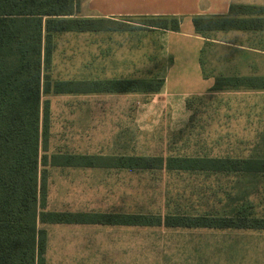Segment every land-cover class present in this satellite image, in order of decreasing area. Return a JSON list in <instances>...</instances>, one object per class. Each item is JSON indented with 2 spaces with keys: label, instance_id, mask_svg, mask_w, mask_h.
Listing matches in <instances>:
<instances>
[{
  "label": "rangeland",
  "instance_id": "374dc122",
  "mask_svg": "<svg viewBox=\"0 0 264 264\" xmlns=\"http://www.w3.org/2000/svg\"><path fill=\"white\" fill-rule=\"evenodd\" d=\"M125 18L134 28L53 33L51 61L44 76L50 83L60 79L165 77L171 59L162 47V32L140 28L135 17ZM211 51L216 63L208 64L202 59L204 76L234 73L218 63L219 48L212 47ZM184 56L170 65V89L190 91L202 83L191 60ZM45 99L50 105L48 154L126 151L155 156H264V89L221 88L192 95H168L164 87L158 92L88 95H60L50 90L41 93V101ZM47 174L46 209L163 214L218 210L223 194L230 191L225 179H233L209 173L52 166H47ZM254 181L252 193L264 205V176ZM237 192L244 193L242 187ZM100 236H104L99 239L100 245L92 248L99 255L57 256L52 249L47 262L225 264L223 257L212 254L219 242L214 232L198 235L182 229L151 227ZM205 243L209 248L204 247Z\"/></svg>",
  "mask_w": 264,
  "mask_h": 264
},
{
  "label": "trees",
  "instance_id": "16d2710c",
  "mask_svg": "<svg viewBox=\"0 0 264 264\" xmlns=\"http://www.w3.org/2000/svg\"><path fill=\"white\" fill-rule=\"evenodd\" d=\"M78 0H0V264H46V233L39 223L97 221L105 224L217 225L205 217L143 213H72L46 210L47 166L128 169L241 170L264 172V156L220 157L47 153L49 102L41 93L156 92L164 77L55 81L50 64L52 34L60 31H122L125 17H78ZM131 18V17H129ZM143 29L177 30L180 16L135 17ZM198 32L264 29V6L230 5L226 14H195ZM264 89V75L217 76L211 89ZM190 155V154H188ZM207 155V154H203ZM248 225L264 229V218Z\"/></svg>",
  "mask_w": 264,
  "mask_h": 264
},
{
  "label": "crops",
  "instance_id": "0c3cea01",
  "mask_svg": "<svg viewBox=\"0 0 264 264\" xmlns=\"http://www.w3.org/2000/svg\"><path fill=\"white\" fill-rule=\"evenodd\" d=\"M230 5H253L264 6V0H79V8L76 13L78 17H137L142 15H167L180 16L181 21L177 30L153 29L161 33L162 47L166 56L171 61L167 67L166 76L162 88L168 95H192L201 94L211 89L215 77L204 76L201 66L202 59L206 63L215 64L212 60V47L219 48V64L227 65L228 72L219 76L226 75H264V29H228V30H208L198 32L194 29L191 17L195 14L222 15L226 14ZM60 32H103V31H60ZM55 33V32H54ZM205 33V34H204ZM53 39V34H52ZM208 48L206 49V45ZM53 45V41H52ZM52 53V51H51ZM180 55L191 60L195 74L199 76L201 84L199 87L190 91H178L170 89L167 86V73L170 65L176 62ZM51 61V57H50ZM117 78V77H115ZM99 79V78H89ZM88 79V80H89ZM83 80V79H60L56 81ZM87 80V79H85ZM54 83V82H53ZM51 83V84H53ZM244 88V87H240ZM161 89V88H160ZM160 89L158 91H160ZM237 89V88H236ZM250 89V88H245ZM52 90V89H50ZM49 90V91H50ZM48 91V92H49ZM156 91V92H158ZM140 92V91H134ZM60 95H88V94H123L129 92H55ZM50 109V105H49ZM71 153V152H60ZM87 154V153H77ZM92 155H144L133 154L126 151H118L107 154ZM161 155V154H160ZM188 155V154H175ZM209 155V154H207ZM236 155V154H224ZM226 157V156H220ZM236 157V156H228ZM54 167V166H52ZM75 170H106V171H171L182 173H202V174H219L221 176H231L233 179H225L229 182V193L223 194L222 204L218 210L213 212L204 211L203 213H186V212H166L150 213L144 211H120V210H75L69 208L50 209L53 211L72 212V213H143V214H179L188 216L205 217V220L213 219L217 225L206 226H165L160 225H131V224H105L97 221H70L60 223H39L38 227L43 228L46 233L45 242V262L46 264H56L47 262V255L52 249L57 256H90L99 255L92 248H97L100 233H114L130 228H151L162 227L164 229H178L194 232L195 234L217 233L219 242L217 249L212 254L223 257L225 264H264V229L254 228L248 225L252 219L264 218V205L258 202L257 194H253L255 188V179L264 176V172L241 171V170H179V169H128V168H102V167H67ZM78 168V169H76ZM242 187L244 193L239 194L237 189ZM47 200V199H46ZM47 202V201H46ZM47 205V203H46ZM46 209V207H45ZM46 209V210H47ZM261 210L263 213H260ZM259 211V212H258ZM104 240L106 238H103ZM206 248L209 245L205 243ZM52 253V252H51ZM58 264V263H57ZM73 264V263H68Z\"/></svg>",
  "mask_w": 264,
  "mask_h": 264
}]
</instances>
